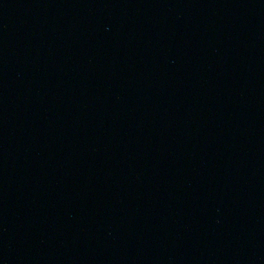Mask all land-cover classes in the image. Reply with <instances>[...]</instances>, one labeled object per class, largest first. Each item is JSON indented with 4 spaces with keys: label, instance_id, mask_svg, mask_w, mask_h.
Segmentation results:
<instances>
[{
    "label": "water",
    "instance_id": "water-1",
    "mask_svg": "<svg viewBox=\"0 0 264 264\" xmlns=\"http://www.w3.org/2000/svg\"><path fill=\"white\" fill-rule=\"evenodd\" d=\"M0 264H264V0H0Z\"/></svg>",
    "mask_w": 264,
    "mask_h": 264
}]
</instances>
